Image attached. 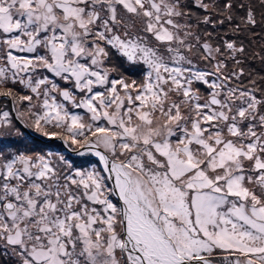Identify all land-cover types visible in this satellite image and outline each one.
<instances>
[{"label": "snow or ice", "instance_id": "1", "mask_svg": "<svg viewBox=\"0 0 264 264\" xmlns=\"http://www.w3.org/2000/svg\"><path fill=\"white\" fill-rule=\"evenodd\" d=\"M0 97V264H264V0H0Z\"/></svg>", "mask_w": 264, "mask_h": 264}, {"label": "trees", "instance_id": "2", "mask_svg": "<svg viewBox=\"0 0 264 264\" xmlns=\"http://www.w3.org/2000/svg\"><path fill=\"white\" fill-rule=\"evenodd\" d=\"M122 70L125 71L127 75H130L133 78H137L139 76L138 71H136L134 73H129V69H122ZM256 70H260V66H257ZM27 144L31 145L32 151H45V152L52 151V152L56 153L57 155H59V154H63L64 156L67 155V154L60 151L61 146L56 141H50L48 143H43V142H38V141H34L32 139H29L28 142L25 143V145H27ZM65 157H67V156H65ZM81 162L85 163L86 168L92 167V166H90L92 163L91 159H83V161H81Z\"/></svg>", "mask_w": 264, "mask_h": 264}, {"label": "rangeland", "instance_id": "3", "mask_svg": "<svg viewBox=\"0 0 264 264\" xmlns=\"http://www.w3.org/2000/svg\"><path fill=\"white\" fill-rule=\"evenodd\" d=\"M257 66H260L258 61L254 62V63L252 64V67H253L254 69H256ZM136 71H137V70H135V69H129V73H134V72H136ZM75 112H77L78 114H83V110H76ZM52 140H53V139H50L48 142H50V141H52ZM59 144H60V143H59ZM60 146H61V144H60ZM61 147H62V146H61ZM67 148H69V147H67ZM70 149H71V148H70ZM62 152H63V149H62ZM65 154H67V155H65V156H67L71 161H74L75 164H76V166H77V167H80V168H86L85 163H84V162H81V161H83V159H91V160H92V163H91L90 166H94V165H97V164H98L97 158L94 157V156H91V155L79 156V155H77V154H75V155H71V154H68L67 152H65Z\"/></svg>", "mask_w": 264, "mask_h": 264}, {"label": "flooded vegetation", "instance_id": "4", "mask_svg": "<svg viewBox=\"0 0 264 264\" xmlns=\"http://www.w3.org/2000/svg\"><path fill=\"white\" fill-rule=\"evenodd\" d=\"M20 91H21V93H23L26 90L20 89ZM0 108H3L4 110H11V108H12L11 102L7 98L0 97ZM73 111H76V110H73ZM13 115H14V113H13ZM31 135L34 136V137L43 139V140L50 139V138H46V137H40L38 134H35V133H32L31 131H28V135H27V138H26L25 143H27L29 139H32V140L38 141V142L48 143V141H45L44 142V141L35 139V138L31 137ZM52 141H56V142L59 143L58 139H53ZM25 143L24 144H21L20 147L21 148L27 147L28 149L32 150L31 145L30 144L25 145ZM62 149L63 148L61 147V149H60L61 152H62ZM65 152L66 151L63 149V153H65Z\"/></svg>", "mask_w": 264, "mask_h": 264}, {"label": "water", "instance_id": "5", "mask_svg": "<svg viewBox=\"0 0 264 264\" xmlns=\"http://www.w3.org/2000/svg\"><path fill=\"white\" fill-rule=\"evenodd\" d=\"M31 137H33V138H35V139H38V140H41V141H44V142L50 140V139L43 140V139H40V138L34 137V136H32V135H31ZM58 141H59V143L61 144L62 148H63L68 154L75 155V153H74L71 149L67 148V147L63 144L62 141H60L59 139H58Z\"/></svg>", "mask_w": 264, "mask_h": 264}, {"label": "bare ground", "instance_id": "6", "mask_svg": "<svg viewBox=\"0 0 264 264\" xmlns=\"http://www.w3.org/2000/svg\"><path fill=\"white\" fill-rule=\"evenodd\" d=\"M57 144V143H56ZM58 150V149H57Z\"/></svg>", "mask_w": 264, "mask_h": 264}]
</instances>
